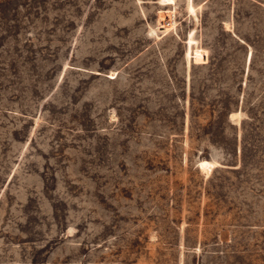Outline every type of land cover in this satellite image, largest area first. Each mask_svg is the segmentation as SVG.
<instances>
[{
    "label": "rangeland",
    "instance_id": "1",
    "mask_svg": "<svg viewBox=\"0 0 264 264\" xmlns=\"http://www.w3.org/2000/svg\"><path fill=\"white\" fill-rule=\"evenodd\" d=\"M0 264H264V0H0Z\"/></svg>",
    "mask_w": 264,
    "mask_h": 264
},
{
    "label": "bare ground",
    "instance_id": "2",
    "mask_svg": "<svg viewBox=\"0 0 264 264\" xmlns=\"http://www.w3.org/2000/svg\"><path fill=\"white\" fill-rule=\"evenodd\" d=\"M112 74V73H111ZM111 77H113V74L111 75Z\"/></svg>",
    "mask_w": 264,
    "mask_h": 264
}]
</instances>
